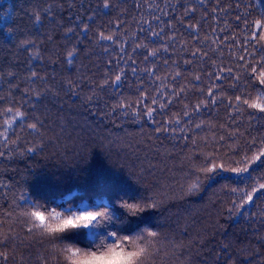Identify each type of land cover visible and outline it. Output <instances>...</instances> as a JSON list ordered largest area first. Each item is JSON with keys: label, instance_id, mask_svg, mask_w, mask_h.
Masks as SVG:
<instances>
[{"label": "trees", "instance_id": "1", "mask_svg": "<svg viewBox=\"0 0 264 264\" xmlns=\"http://www.w3.org/2000/svg\"><path fill=\"white\" fill-rule=\"evenodd\" d=\"M9 2L14 6L10 29L16 34L15 43L28 37L36 39V46L29 51L8 44L0 48V133L7 127L5 121L14 120L17 108L26 113V119L15 123L6 137L0 135V153L4 154L0 156V252L6 253V264H63L51 243L28 232L19 203L24 193L31 200H63L72 205L102 197L114 201L120 194L129 199L156 197L162 201L158 209L128 217L120 228L125 234L142 226L158 232L150 264H264V216L259 207L253 209L254 216L234 220L227 213L232 193L221 187L225 181H207L193 194L181 188L194 178L191 173L205 156L239 159L254 137L258 147L264 136V118L237 115L228 107V97L234 98L238 90L232 89L226 71L231 67L235 73L238 57L244 54L243 41L251 34L243 17L248 14L249 22L261 18L259 0H112L114 7L108 10H102V0ZM45 8L63 27L45 20V36H29L31 14ZM190 9L194 11L185 16ZM93 14L94 22L88 21ZM84 21L90 24L87 36L77 29V34H70L71 41L65 40L67 28L82 26ZM197 22L199 30L193 33L188 25ZM149 28L160 32L161 38L150 37ZM100 30L115 31L116 43L104 41L97 46ZM47 34L53 36L51 42ZM173 34L175 39L169 40ZM2 37L10 41L0 30ZM216 38L217 43H212ZM141 42L152 48L167 46L169 51L161 50L145 60L146 49L136 48ZM73 45L80 51L68 71L63 58ZM197 49L201 53L193 59L191 54ZM248 51L253 49L249 46ZM29 52H39L40 59L33 60ZM129 56L136 61L134 65ZM119 68L125 69L121 88L101 90L98 85L105 74ZM145 68H153L155 76L150 77ZM220 68L225 69L224 79L216 80ZM29 69L46 81L27 80ZM177 71L181 75L174 79ZM9 72L16 73L15 78ZM196 75L201 77L198 82ZM68 80L77 82L75 94L66 87ZM213 83L219 86L217 97L222 102L213 105L209 101L199 113L184 116L185 110L191 113L205 99ZM182 87L185 92L178 98L171 95L173 89ZM45 89L51 91L35 101L33 93ZM142 91L145 103L138 105ZM90 96L94 97L91 101ZM121 101L132 106L127 114L116 107ZM160 103L166 107L160 109ZM149 106L155 109L152 121L143 116ZM8 108L11 113L6 112ZM137 108L138 120L132 115ZM257 115L264 117V113ZM175 119L181 123L164 124ZM33 122L38 124L35 131L28 127ZM157 127L162 130L156 132ZM113 208L117 216L126 215ZM89 235L84 230L65 239L89 247ZM0 264H5L2 257Z\"/></svg>", "mask_w": 264, "mask_h": 264}, {"label": "snow or ice", "instance_id": "2", "mask_svg": "<svg viewBox=\"0 0 264 264\" xmlns=\"http://www.w3.org/2000/svg\"><path fill=\"white\" fill-rule=\"evenodd\" d=\"M126 2V0H125ZM260 5L262 6V15L261 18L248 21L247 15L243 17L244 23L246 26V30H250V36L246 35L245 40L243 41V55L238 57V63L236 65V71L234 73L233 68L229 67L226 71L228 73V77L231 78L233 83L231 87L234 91L238 90V94L234 96L228 97V107L233 110V113L239 115L242 113H247L252 118H264L258 117L257 114L264 113V0H259ZM112 0H102V10H108L113 8ZM139 7V4H137ZM239 7V5H237ZM14 6L9 2V0H0V30L3 32L4 37H10V41L5 42L4 38H0V48H2L5 44L14 45L19 49H23L24 51H29L32 47L36 46V39L34 38H24L19 41V44H16V34L10 29V24L12 22V12ZM188 11H194V9L187 10L185 12V16L188 15ZM215 11V10H214ZM32 20V28L30 30L29 36L31 37H44L45 33L42 32V29L45 28V20L48 21L49 24H55L57 27L62 28L63 25L60 24L54 15L51 13L50 8H45L43 10L37 9L30 16ZM237 20H241V16L236 17ZM88 21L94 22L95 14L89 15L87 18ZM147 23V21H145ZM199 22L196 24H189L188 27L192 30L193 33L198 32ZM119 23L117 24V29H119ZM171 27V25H169ZM90 24L87 21L82 22V26L80 24H76L74 27H68L64 32V38L67 41H71L72 36L70 34H77V29L79 34H83L85 37L89 31ZM143 31V29H141ZM150 37H154L157 39L161 38V33L155 31L154 29L149 28ZM115 31L112 34H106L105 31L100 30L95 37V44L97 46H101L102 42L108 41L112 43H116L115 39ZM47 41L51 42L53 40V36L51 34H47ZM169 40H174L175 36H170ZM207 39V37H206ZM218 38L213 39L212 43H217ZM43 42V41H42ZM251 47L253 51L249 52L248 47ZM121 51L123 52V44L120 45ZM136 48L146 49V53L144 55V59L148 60L151 57H156L158 53L163 50L164 52H168L169 49L167 46L152 48L150 45L146 43H137ZM79 49L73 45L71 50L67 51L65 57L63 58V63L67 65V70L71 71V69L75 66V61L79 55ZM105 52H108V48H104ZM201 50L197 49L192 52V57L195 59L198 55H200ZM30 56L33 60L40 59L39 52L36 54H32L29 52ZM258 54V58H257ZM207 53H203V56H206ZM203 58V57H202ZM129 60L134 65L136 61L129 56ZM55 63V61H53ZM111 63V61H109ZM127 63V61L125 62ZM168 61H165L167 64ZM185 63H191L189 60H185ZM133 73L137 71L136 68L132 69ZM145 72L150 77L155 76V72L153 68H145ZM225 69L220 68L215 73L216 80L224 79L223 73ZM29 75H27V80L31 82H35L36 80H40L42 82L46 81V77L41 76L38 71L29 69ZM8 75L10 77L15 78L16 73L9 72ZM181 72L177 71L175 73L174 79L179 77ZM125 78V69L119 68L114 74L106 73L105 79L102 84L98 85V87L103 90L106 87H111L112 89L118 91L122 86V81ZM195 81H200L201 77L196 75L194 77ZM76 81L68 80L66 81V87L70 91L75 94L74 85H76ZM218 85L213 83L211 87L207 90V95L205 99L199 101L193 108L192 112H188L185 110L184 116H191L195 113H199L202 108L208 107L209 101L215 105L220 103L217 97ZM51 89H45L44 92L36 91L33 93L35 101L39 102L42 100L43 96ZM59 90H57L58 92ZM157 91H162L161 89H157ZM28 90L25 89V93ZM57 92H54L53 95H56ZM185 92V88H180L179 91L173 89L171 95L173 97H179L181 93ZM146 94L142 91V98L138 100V105L145 103L143 97ZM94 97H89V101H91ZM3 97H0L2 100ZM27 103V102H26ZM168 103H172V100H169ZM152 104H157V98H152ZM33 107H36V104H33ZM116 107L120 108L123 111V114H127V110L132 106L130 104H126L121 101ZM166 105L164 103L159 104L160 109H164ZM187 105L185 108L187 109ZM251 110V111H249ZM115 111V108H114ZM6 112L11 113L12 108L6 109ZM155 109L151 106L146 108V111L143 113V116L147 117L148 120H153ZM132 115L135 119H139L141 117L140 111L134 109L132 111ZM19 118V119H15ZM231 118V114H230ZM26 119V113L21 109L17 108L14 113V120L5 121L7 127H5L4 133H0L6 137L7 132L14 127L15 123H19L20 120ZM191 122V121H189ZM180 119L168 120L165 121L164 124H180ZM28 127L32 130H37L38 124L33 122L28 124ZM201 124H196V128H200ZM161 127H157L155 129L156 132H160ZM163 131L167 132L168 128L163 127ZM175 131V129H173ZM183 131V129H181ZM223 139V137H221ZM5 142L7 140L5 139ZM30 153H34V149L28 150ZM3 153H0V156H3ZM221 173H227L228 175L221 176ZM259 173V174H257ZM194 177L191 181L186 185H182L181 188L185 194H193L197 193L201 190L203 184L207 181L217 182V180L225 181L224 184L221 185L223 189H227L232 193V199L229 202V206L227 208L228 216L234 220H239V218H247L255 215L253 212L254 208L259 207L260 215L264 216V136L260 139V144L256 146L255 137L250 141L248 150L240 156L239 159L227 158L223 156H213L211 154L205 156L204 162L196 166L195 171L191 173ZM140 201L144 203L149 210H156L160 207L162 201L156 197H145L141 196ZM20 207L22 208L21 215L26 219V223L28 225V232L30 234H37L42 240H46L52 244V252L58 257V259L66 258V254L68 252H72L73 256H76L79 250L69 249L67 247H60L55 244V241L60 238L61 235L67 236L69 235L68 231H59V226L56 229L49 228L47 231L51 234L53 231H57V235L45 236L44 234L37 231L40 228L39 224L34 223L33 217L39 215L41 220H44L45 217L42 214H38L36 212H29L30 208L38 207V205L32 201L27 193H24L20 197ZM99 204L106 206V201H98ZM26 206V207H25ZM67 207L71 208V205H67ZM82 211H92L91 209L83 208ZM96 216L93 217L92 223L86 225L88 228H95L99 226L100 217L104 216L106 211V207L97 208ZM53 216L61 215L55 209L50 213ZM64 215L71 217L73 212L64 213ZM107 219H111V217H106ZM123 218V217H122ZM67 223H71L69 219ZM81 229H73L72 233L80 232ZM114 238L120 241L125 248H136L139 249L141 253V257L138 261V264H150V257L153 255V247L154 240L158 236V232L154 231L152 228L150 231L138 233L133 239L121 240L119 234H112ZM106 237H101V240H105ZM0 257L3 258V261L6 264L7 255L6 253L0 252Z\"/></svg>", "mask_w": 264, "mask_h": 264}, {"label": "clouds", "instance_id": "3", "mask_svg": "<svg viewBox=\"0 0 264 264\" xmlns=\"http://www.w3.org/2000/svg\"><path fill=\"white\" fill-rule=\"evenodd\" d=\"M34 201L38 207L30 208L29 212H36L42 214L45 219L41 220L39 215L33 217L34 223L39 224L40 228L37 229L45 236H55L57 231H53L51 234L47 231L49 228L56 229L59 226V231H68L72 234L73 229L86 230L89 235V247H83L74 241L65 239L66 236L61 235L59 239L55 241L56 245L60 247H67L69 249L79 250L76 256L72 255V252L66 254V258H63V264H138L141 257L139 249L125 248L123 244L114 238L112 234H119L121 240L133 239L138 233L150 231L148 226H142L138 230L132 233H123L120 228L127 223L128 217H138L149 209L140 201V197L136 199H129L127 196L120 194L119 198L114 201H109L107 197L96 198L92 203L82 202L78 205H72L70 202L59 200L49 203H45L38 200ZM98 201H106V206L99 204ZM71 205V208L67 207ZM115 207L122 209L126 214L123 218L117 216L114 212ZM106 207L104 216L100 217V223L98 227L88 228L86 225L92 223V219L96 216V209ZM83 208L91 209L92 211H82ZM58 211L61 215L53 216L50 213L53 210ZM73 212L71 217L64 215V213ZM111 217L107 219L106 217ZM71 223H67L68 220ZM101 237H106L105 240H101Z\"/></svg>", "mask_w": 264, "mask_h": 264}]
</instances>
